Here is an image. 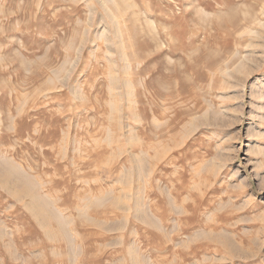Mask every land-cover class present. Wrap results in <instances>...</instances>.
Masks as SVG:
<instances>
[{"label": "rangeland", "instance_id": "1", "mask_svg": "<svg viewBox=\"0 0 264 264\" xmlns=\"http://www.w3.org/2000/svg\"><path fill=\"white\" fill-rule=\"evenodd\" d=\"M0 264H264V0H0Z\"/></svg>", "mask_w": 264, "mask_h": 264}]
</instances>
